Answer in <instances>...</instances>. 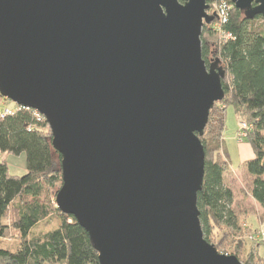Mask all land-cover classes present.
Wrapping results in <instances>:
<instances>
[{"label": "water", "instance_id": "obj_1", "mask_svg": "<svg viewBox=\"0 0 264 264\" xmlns=\"http://www.w3.org/2000/svg\"><path fill=\"white\" fill-rule=\"evenodd\" d=\"M209 0H0V95L40 112L55 202L100 264H245L205 237L200 136L225 96L206 64ZM247 18L264 0H232Z\"/></svg>", "mask_w": 264, "mask_h": 264}, {"label": "trees", "instance_id": "obj_2", "mask_svg": "<svg viewBox=\"0 0 264 264\" xmlns=\"http://www.w3.org/2000/svg\"><path fill=\"white\" fill-rule=\"evenodd\" d=\"M226 3V20L217 28L213 23L205 24L201 34L206 64L219 59L226 75L225 96L210 110L200 136L205 148V175L198 193V208L204 237L219 252L236 255L245 264H264V256L259 254L260 243L247 248L249 228L233 207L235 193L225 181L231 165L224 138L226 112L232 106L239 120L237 132L246 133L241 139H248L255 152L245 165L252 177L251 196L263 208L262 226L264 23L258 24L256 20L264 22V17L247 18L231 0ZM52 139L46 118L40 119L32 108L0 116V150L27 155V173L22 176L11 175L7 164L0 163V264H51L54 260L58 264H100L88 231L55 202L62 184V168L61 155L54 149ZM44 193L48 198L42 200ZM9 212H13L10 220L6 219ZM51 217L56 223L47 228ZM12 230L17 237L10 245L6 240Z\"/></svg>", "mask_w": 264, "mask_h": 264}, {"label": "rangeland", "instance_id": "obj_3", "mask_svg": "<svg viewBox=\"0 0 264 264\" xmlns=\"http://www.w3.org/2000/svg\"><path fill=\"white\" fill-rule=\"evenodd\" d=\"M223 2H225V0H212L211 3L208 2L210 6L207 12L209 15L214 16L211 23L214 25L217 23V27L220 24V6ZM232 3L234 4L233 1ZM256 21L258 24L264 23L263 19H257ZM0 101L4 102L5 100L0 97ZM8 103L12 105L13 101H9ZM238 129L239 120L234 108L229 106L226 112V129L224 132V138L225 148L229 155L231 168L225 174V181L235 193V200L233 204L234 209L241 215L243 224L249 228V231L246 234L248 235L247 248L250 249L251 247H256L258 243H260L259 254L264 256V237L258 236L261 228L260 217L263 213V208L251 196L252 177L247 173L245 165L246 160L255 156V152L248 139H241L243 137H241V135L237 132ZM1 162H5L7 164L9 173L13 176H22L27 173V155L25 152L16 155L12 153H5L0 150V163ZM52 192L53 191L51 190L48 191L50 196H52ZM46 198H48V196L44 193L41 199L43 200ZM12 214L13 212H9L6 219L10 220ZM55 223V218L51 217L49 225L46 226L48 228L53 226ZM10 234V238L6 241L10 245H13L14 239L17 237V233L12 230ZM252 237L254 238L252 239ZM51 264H58V262L54 260Z\"/></svg>", "mask_w": 264, "mask_h": 264}, {"label": "built area", "instance_id": "obj_4", "mask_svg": "<svg viewBox=\"0 0 264 264\" xmlns=\"http://www.w3.org/2000/svg\"><path fill=\"white\" fill-rule=\"evenodd\" d=\"M228 6L229 4L226 3V0L225 2H223V4L220 6L221 8V13H220V24L218 25V27H220L221 23L224 22L227 18V10H228ZM214 25V24H213ZM216 28H217V23L216 25H214ZM229 36V35H228ZM5 101L4 102H1L0 101V116H5V115H9V114H13L19 110H22L24 108H29V107H26V106H23V105H20L18 103H15L13 102L12 105H10L8 102H7V98L4 99ZM35 110V109H34ZM35 113L36 115L42 119V118H45L40 112H38L37 110H35ZM242 127H246L245 124L242 125ZM241 135V137L245 136L246 133L245 132H241L239 133ZM258 236H261V237H264V224H262L261 228H260V231L258 233Z\"/></svg>", "mask_w": 264, "mask_h": 264}]
</instances>
